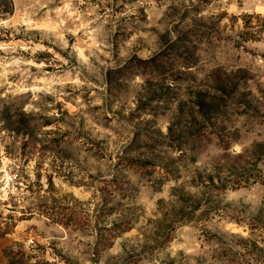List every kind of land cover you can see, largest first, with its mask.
I'll use <instances>...</instances> for the list:
<instances>
[{"label":"rangeland","instance_id":"374dc122","mask_svg":"<svg viewBox=\"0 0 264 264\" xmlns=\"http://www.w3.org/2000/svg\"><path fill=\"white\" fill-rule=\"evenodd\" d=\"M0 264H264V0H0Z\"/></svg>","mask_w":264,"mask_h":264},{"label":"trees","instance_id":"16d2710c","mask_svg":"<svg viewBox=\"0 0 264 264\" xmlns=\"http://www.w3.org/2000/svg\"><path fill=\"white\" fill-rule=\"evenodd\" d=\"M8 231H5V233H7Z\"/></svg>","mask_w":264,"mask_h":264}]
</instances>
